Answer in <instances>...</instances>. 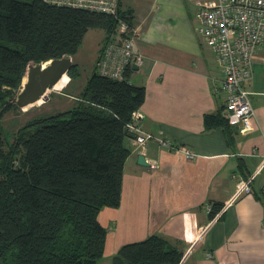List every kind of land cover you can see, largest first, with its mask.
<instances>
[{
    "label": "trees",
    "instance_id": "obj_1",
    "mask_svg": "<svg viewBox=\"0 0 264 264\" xmlns=\"http://www.w3.org/2000/svg\"><path fill=\"white\" fill-rule=\"evenodd\" d=\"M120 16L133 26L121 5ZM115 25L112 16L44 0H0V264H99L104 256L99 214L121 204L128 126L146 99L145 87L131 82L135 70L122 81L95 71L74 107L23 125L12 140L3 121L20 110L16 98L33 65L73 58L89 30L109 37ZM79 70L73 62L69 80ZM204 127L221 128L235 144L238 129L223 106L204 116ZM183 257L151 236L123 246L112 264H181Z\"/></svg>",
    "mask_w": 264,
    "mask_h": 264
},
{
    "label": "crops",
    "instance_id": "obj_2",
    "mask_svg": "<svg viewBox=\"0 0 264 264\" xmlns=\"http://www.w3.org/2000/svg\"><path fill=\"white\" fill-rule=\"evenodd\" d=\"M214 1L121 0L122 9L132 14L136 45L145 58L130 77L146 89L141 128L199 157L188 161L157 142L142 148L127 140L131 153L121 204L99 214L107 230L99 264H112L123 246L151 236L182 251L183 264H264V47L247 83L253 129L237 130L230 146L221 128L204 127V116L223 106L222 92H215L222 74L196 32L195 13L199 2ZM140 155L149 166L139 164ZM249 177L254 193L238 194L239 183ZM207 205L218 209L214 218Z\"/></svg>",
    "mask_w": 264,
    "mask_h": 264
},
{
    "label": "built area",
    "instance_id": "obj_3",
    "mask_svg": "<svg viewBox=\"0 0 264 264\" xmlns=\"http://www.w3.org/2000/svg\"><path fill=\"white\" fill-rule=\"evenodd\" d=\"M58 6H67L93 13L105 14L116 19L115 31L108 37L97 62V72L111 80L122 81L133 66L144 65L145 58L137 48L138 31L121 18L120 0H44ZM196 32L203 44L215 56L222 74L219 89L228 123L242 132L253 129L255 109L252 93L247 83L253 77L252 64L259 50L264 47V0H215L198 3L195 13ZM141 112L132 115L128 129L134 143L144 148L154 141L163 150L194 161L199 156L191 148L177 145L161 135L141 128ZM253 177L241 180L238 194H252ZM264 193V186L261 188ZM207 212H212L207 205ZM217 215V214H216ZM208 258L213 255L209 253ZM183 261V260H182Z\"/></svg>",
    "mask_w": 264,
    "mask_h": 264
},
{
    "label": "rangeland",
    "instance_id": "obj_4",
    "mask_svg": "<svg viewBox=\"0 0 264 264\" xmlns=\"http://www.w3.org/2000/svg\"><path fill=\"white\" fill-rule=\"evenodd\" d=\"M107 38V32L102 29L89 30L77 54L73 58L71 57L73 62L79 66L80 74L75 77L74 81L70 80L68 85L66 87L64 86L63 89L50 90L47 94L46 103L44 102L45 104L43 103L41 106L32 107V109L29 108V111L20 109L7 113L3 121L5 136L9 140H12L18 129L23 125L74 107L77 102L75 97L80 96L90 76L97 71V62ZM38 125L34 126L36 127ZM181 264H183V261H181Z\"/></svg>",
    "mask_w": 264,
    "mask_h": 264
},
{
    "label": "water",
    "instance_id": "obj_5",
    "mask_svg": "<svg viewBox=\"0 0 264 264\" xmlns=\"http://www.w3.org/2000/svg\"><path fill=\"white\" fill-rule=\"evenodd\" d=\"M121 0L119 1L120 11ZM73 60L71 57L53 59L44 64L31 67L28 71L22 88L16 98L17 106L24 110L31 104L38 102L48 91L52 90L59 80L66 75L72 68ZM135 71L137 66H133ZM140 165L149 166L143 155L139 156Z\"/></svg>",
    "mask_w": 264,
    "mask_h": 264
},
{
    "label": "bare ground",
    "instance_id": "obj_6",
    "mask_svg": "<svg viewBox=\"0 0 264 264\" xmlns=\"http://www.w3.org/2000/svg\"><path fill=\"white\" fill-rule=\"evenodd\" d=\"M69 82V78L67 75H64L59 82L55 85V87L53 89H62L64 86H66ZM49 92V91H48ZM48 92L36 103L29 105L28 107H26L24 110H28L29 108L32 109V107L35 106H41L46 100H47V94ZM30 110V109H29ZM28 110V111H29Z\"/></svg>",
    "mask_w": 264,
    "mask_h": 264
}]
</instances>
